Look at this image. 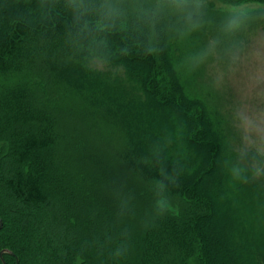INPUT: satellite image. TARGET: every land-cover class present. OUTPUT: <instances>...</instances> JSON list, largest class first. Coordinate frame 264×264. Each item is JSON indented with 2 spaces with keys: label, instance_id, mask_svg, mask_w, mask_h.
<instances>
[{
  "label": "trees",
  "instance_id": "trees-1",
  "mask_svg": "<svg viewBox=\"0 0 264 264\" xmlns=\"http://www.w3.org/2000/svg\"><path fill=\"white\" fill-rule=\"evenodd\" d=\"M2 1L0 67L16 52L26 57L35 45L58 44L99 94L112 88L127 96L130 108L112 106L119 116L112 120L123 131L122 158L136 185L110 203L87 201L89 189L64 196L51 131L14 133L8 150L16 169L7 164L0 175V252H10L0 264H73L76 257L83 264H264V153L236 144L233 129L190 81L189 62L205 35L237 50L242 35L215 25L202 30L206 23L171 27L146 0L127 15L107 0ZM136 115L153 155L132 143L125 118ZM160 199L176 202L177 212L161 214Z\"/></svg>",
  "mask_w": 264,
  "mask_h": 264
},
{
  "label": "rangeland",
  "instance_id": "rangeland-1",
  "mask_svg": "<svg viewBox=\"0 0 264 264\" xmlns=\"http://www.w3.org/2000/svg\"><path fill=\"white\" fill-rule=\"evenodd\" d=\"M107 1L115 5L108 8L127 15L142 7L145 0ZM146 2L155 10L154 14L158 13L167 22L173 21L171 27L182 21V24L206 23V26L201 24L202 30L215 25L218 31H222L227 19L222 15L217 0H187V8L177 7L182 0ZM197 2L202 5L199 9L193 7ZM2 5L0 0V9ZM189 13H192L191 20L188 19ZM263 22L264 18H256L240 32L231 33L244 38L239 50L228 48L226 39L216 43L211 38L214 36L205 35L203 45L199 44L202 49L190 60L189 67L193 73L190 78L192 89L205 96L223 121L230 125L234 142L264 153ZM35 46L33 54L30 53L31 48H28L26 57L22 56V51L16 52L7 57V64L0 67V171L4 172L0 175L7 173V164L16 169L8 150L14 133L46 127L54 139L53 167L62 182L61 193L69 197L70 194H82L80 189H89L91 194L87 201L101 197L110 203L125 189L136 185L132 182L135 179L133 170L122 158L125 149L123 131L112 120L119 117L112 106L122 112L130 108L126 103L127 96L112 88L106 95L99 94L98 87L89 84L90 77L70 68L78 63L77 59L60 50L58 44H41L39 49ZM96 61L101 68L102 62ZM87 85L96 91L92 92L93 95L87 93L90 89ZM96 101L103 105L97 106ZM105 107L114 114H108ZM245 117L252 124H247ZM136 120H139L138 115L125 118L130 125L132 143L142 145L145 148L142 152L153 155V149L145 140L146 133L137 129ZM161 127L166 130V127ZM246 128L254 130L246 132ZM14 168L11 170L16 171ZM19 168L26 170L27 167L22 164ZM10 176L8 173L5 179H10ZM254 202L260 210L261 201L256 198ZM223 203L224 200L219 198L218 206L223 208ZM158 206L172 213L178 210L176 202L165 199H160ZM221 241V252L227 257L226 246ZM73 264H83V261L76 257ZM189 264H194V261L190 260Z\"/></svg>",
  "mask_w": 264,
  "mask_h": 264
},
{
  "label": "clouds",
  "instance_id": "clouds-1",
  "mask_svg": "<svg viewBox=\"0 0 264 264\" xmlns=\"http://www.w3.org/2000/svg\"><path fill=\"white\" fill-rule=\"evenodd\" d=\"M220 4V11L227 19L223 25V30L226 33H236L244 29L248 22L256 18H264V4L259 3V0H227L226 3L222 0H217ZM202 5L197 2L193 7L199 9ZM178 8H187V0H182V3L177 5ZM192 13L188 14V19L191 20ZM198 24H193V27H198ZM247 124H252L251 120L245 117ZM254 129L246 128V132H251ZM258 175V173H257ZM159 205V201L157 202ZM164 209H161V214Z\"/></svg>",
  "mask_w": 264,
  "mask_h": 264
},
{
  "label": "water",
  "instance_id": "water-1",
  "mask_svg": "<svg viewBox=\"0 0 264 264\" xmlns=\"http://www.w3.org/2000/svg\"><path fill=\"white\" fill-rule=\"evenodd\" d=\"M1 227H2V221L0 220V229H1ZM3 253H10V252H8V251H6V250H3V251L0 252V257H1V255H2ZM16 264H18V261H16Z\"/></svg>",
  "mask_w": 264,
  "mask_h": 264
}]
</instances>
